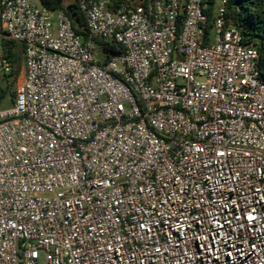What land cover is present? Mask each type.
Here are the masks:
<instances>
[{
    "label": "built area",
    "instance_id": "obj_1",
    "mask_svg": "<svg viewBox=\"0 0 264 264\" xmlns=\"http://www.w3.org/2000/svg\"><path fill=\"white\" fill-rule=\"evenodd\" d=\"M77 2L85 36L0 0V264H264V77L224 1L207 34V0Z\"/></svg>",
    "mask_w": 264,
    "mask_h": 264
},
{
    "label": "trees",
    "instance_id": "obj_2",
    "mask_svg": "<svg viewBox=\"0 0 264 264\" xmlns=\"http://www.w3.org/2000/svg\"><path fill=\"white\" fill-rule=\"evenodd\" d=\"M109 10H114L126 0H106ZM222 0H207L208 26L205 33H208L213 20L214 10ZM226 22H231L240 30L244 44L253 45L258 52L257 68L261 77H264V0H223ZM37 3L48 11L62 10L78 34L85 36L84 18L78 8L77 0H37ZM1 46L5 52L6 59L12 66L10 75L2 78L0 82V102L6 96L14 97L15 80L19 75L23 45L12 40L1 38ZM109 52L118 53L119 49L114 46L108 47Z\"/></svg>",
    "mask_w": 264,
    "mask_h": 264
},
{
    "label": "rangeland",
    "instance_id": "obj_3",
    "mask_svg": "<svg viewBox=\"0 0 264 264\" xmlns=\"http://www.w3.org/2000/svg\"><path fill=\"white\" fill-rule=\"evenodd\" d=\"M67 1H69V0H65V2H67ZM35 2H37V0H35ZM14 89H15V85H14ZM13 89V90H14ZM12 103H13V97L12 96H6L4 99H3V101L1 102V106L3 107V108H9V107H11L12 106Z\"/></svg>",
    "mask_w": 264,
    "mask_h": 264
}]
</instances>
